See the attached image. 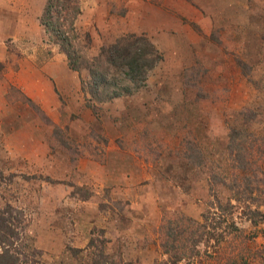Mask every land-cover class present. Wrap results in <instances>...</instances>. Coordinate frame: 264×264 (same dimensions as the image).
Returning <instances> with one entry per match:
<instances>
[{"label": "rangeland", "instance_id": "rangeland-1", "mask_svg": "<svg viewBox=\"0 0 264 264\" xmlns=\"http://www.w3.org/2000/svg\"><path fill=\"white\" fill-rule=\"evenodd\" d=\"M45 2L0 0L11 264H264V0H78V67ZM132 36L138 84L99 55Z\"/></svg>", "mask_w": 264, "mask_h": 264}, {"label": "trees", "instance_id": "trees-1", "mask_svg": "<svg viewBox=\"0 0 264 264\" xmlns=\"http://www.w3.org/2000/svg\"><path fill=\"white\" fill-rule=\"evenodd\" d=\"M78 11V0H46L39 18L46 34L59 46L72 67L82 65V60H78L76 54L80 44L75 41L78 37L73 24ZM84 38L88 41L87 37ZM99 55L105 63L113 67H123L125 77L137 84L143 82L148 69L161 60V54L144 36L120 38L109 46L101 47ZM97 59L96 57L95 60ZM96 64L94 61L84 65L89 72L92 86H97L96 83L102 79ZM4 212L5 209H0V262L11 264L12 255L8 253L10 241L5 234L6 230L10 229V217H6ZM201 237L199 235L197 240Z\"/></svg>", "mask_w": 264, "mask_h": 264}]
</instances>
